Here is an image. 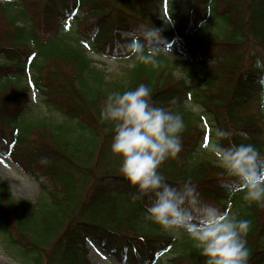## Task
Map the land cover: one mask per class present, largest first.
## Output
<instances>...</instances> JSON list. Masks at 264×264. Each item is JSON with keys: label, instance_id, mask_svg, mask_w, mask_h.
Returning a JSON list of instances; mask_svg holds the SVG:
<instances>
[{"label": "trees", "instance_id": "trees-1", "mask_svg": "<svg viewBox=\"0 0 264 264\" xmlns=\"http://www.w3.org/2000/svg\"><path fill=\"white\" fill-rule=\"evenodd\" d=\"M34 1L0 3V153L46 180L32 203L11 197L0 180V237L19 263L91 264L87 244L97 241L127 264L163 257L166 264H204L186 234L173 236L145 218L151 196L133 200L136 189L110 151L113 127L100 120L107 95L144 84L154 103L181 112L186 124L182 150L159 171L173 185L191 179L202 199L250 220L248 264H264V204L225 186L223 169L203 148L220 127L246 132L247 140H232L264 154V89L249 55H264V0ZM139 24L158 28L200 74L171 54L158 56L157 67H133L125 36ZM92 56L125 60L121 80L107 83ZM32 89L58 120L33 114Z\"/></svg>", "mask_w": 264, "mask_h": 264}, {"label": "clouds", "instance_id": "clouds-1", "mask_svg": "<svg viewBox=\"0 0 264 264\" xmlns=\"http://www.w3.org/2000/svg\"><path fill=\"white\" fill-rule=\"evenodd\" d=\"M125 48L134 57L133 67L136 62L157 67L161 54L173 60L171 44L153 25L139 24L131 29ZM249 55L255 57L257 83L264 89V55H258L255 49ZM151 97V89L140 84L123 92H110L100 110L101 122L113 127L110 151L121 161L119 171L136 189L133 200L150 195L145 218L173 236L186 234L205 257L204 264H248L246 238L252 222L204 201L191 179L173 185L159 171L165 160L182 150L181 134L186 124L181 112L159 106ZM175 104L173 98L170 105ZM233 136L248 139L246 132L215 127L205 149L228 178L229 185L225 186L240 188L249 203L264 204V154L252 143L234 142ZM40 162L49 161L42 157Z\"/></svg>", "mask_w": 264, "mask_h": 264}, {"label": "rangeland", "instance_id": "rangeland-1", "mask_svg": "<svg viewBox=\"0 0 264 264\" xmlns=\"http://www.w3.org/2000/svg\"><path fill=\"white\" fill-rule=\"evenodd\" d=\"M10 0H0V3H7ZM15 1V0H12ZM35 0L34 3H37ZM129 38V35L125 36ZM184 52L179 48H171L170 54L175 57L179 62H182L183 68L186 71L195 75L200 74L199 65L192 60L184 59L181 55ZM92 60L95 62L97 69L101 70L105 75V81L109 84L118 82L121 80L123 75V69L127 68V62L125 60H113L111 58H105L102 56H92ZM115 63H111V62ZM28 100L31 102V109L35 115H43L52 120H58L59 117L54 113H48L47 108L44 104V97L38 90L32 89L28 96ZM203 125L206 133L210 129L207 128V122L203 121ZM203 128V126H202ZM210 136V135H209ZM211 137V136H210ZM209 137V138H210ZM208 142V141H207ZM205 149V146L203 145ZM208 157L213 162L214 158L207 152ZM217 166V165H216ZM0 180L6 186L8 193L15 199L22 200L26 203H32L38 197L41 192V186L46 183L44 178H36L26 172H24L20 166L11 157L0 153ZM206 202H212L205 200ZM87 248L89 249V260L91 264H127L126 262L119 261L116 257L111 255L106 249H102L97 241L88 242ZM166 257H163L158 262L152 264H166ZM0 264H20L19 260L11 252L10 247L0 237Z\"/></svg>", "mask_w": 264, "mask_h": 264}, {"label": "snow or ice", "instance_id": "snow-or-ice-1", "mask_svg": "<svg viewBox=\"0 0 264 264\" xmlns=\"http://www.w3.org/2000/svg\"><path fill=\"white\" fill-rule=\"evenodd\" d=\"M208 137H205L204 146H207Z\"/></svg>", "mask_w": 264, "mask_h": 264}]
</instances>
